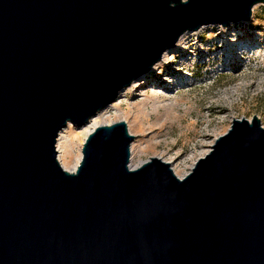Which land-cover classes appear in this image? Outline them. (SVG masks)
<instances>
[{"label": "water", "instance_id": "obj_1", "mask_svg": "<svg viewBox=\"0 0 264 264\" xmlns=\"http://www.w3.org/2000/svg\"><path fill=\"white\" fill-rule=\"evenodd\" d=\"M264 0H0V264H264V127L234 118L179 178L129 168L124 120L55 150L186 30Z\"/></svg>", "mask_w": 264, "mask_h": 264}, {"label": "rangeland", "instance_id": "obj_2", "mask_svg": "<svg viewBox=\"0 0 264 264\" xmlns=\"http://www.w3.org/2000/svg\"><path fill=\"white\" fill-rule=\"evenodd\" d=\"M256 4L249 19L228 28L193 30L158 72L119 99V110L109 106L104 119L125 120L133 135L134 162L174 157L170 166L189 172L232 119L257 115L264 127V3ZM67 140L74 160L82 144Z\"/></svg>", "mask_w": 264, "mask_h": 264}, {"label": "bare ground", "instance_id": "obj_3", "mask_svg": "<svg viewBox=\"0 0 264 264\" xmlns=\"http://www.w3.org/2000/svg\"><path fill=\"white\" fill-rule=\"evenodd\" d=\"M257 5L258 4L255 3L252 6V10L253 11L257 7ZM206 24H208V23H205V24L201 25L199 28L202 29L203 27L206 26ZM231 25H233V21H230L228 24L224 25L225 26L224 29L230 27ZM193 30H197V29H189V30L184 31L179 36V38L176 41L175 45L174 46H171V47H169L167 49H165L164 52H163V54H162V56H161V58L158 61H156L149 70L143 72L142 74H140L139 76H137L135 79H133L130 82V84H128L127 86H124L123 88H121L119 90V92H118L117 97L114 100L115 102L112 105L107 104V105L103 106L101 109H99L94 114H92L83 123L75 124V123H72L71 121H68L66 123V125L63 126L59 130L58 135H57V138H56V141H55V143H56L55 144V150H56V154H57V159H58L60 165L62 166V168L66 169L68 171H75L76 170V167H77V165H78V163L80 161L81 155H82V152L80 151L79 154L77 155V157L74 160L68 159L70 152H69V142H68L67 138H69V136L73 135L74 138H77L81 142V144H83V141L86 138V136L91 131H93L97 126L102 125V124H110V122H107L104 119V115L108 112L109 106H111L115 110H119L120 109V100L119 99L124 94H126L127 92L130 93L131 91H133L136 86H141L144 83H146L147 76H149L153 70H156L158 72L160 70V68H162V66L164 65V63L167 62V60L169 58V55L170 54L171 55H174L175 52H178V50H177L178 47H180V45L185 41V37H187L190 33H192ZM134 113L135 114L133 116V121H134V124H135V123H137V121H138L137 118L141 115V113H139L138 111H136ZM142 114H143V112H142ZM71 123L74 124V125H72ZM134 148H135L134 142L133 143H130V154H131L130 157L131 158L129 157V164L128 165H129V168H132V169L139 167L142 163H144L145 161H147V160H139L137 162H134V155H133ZM205 154H206V152L203 155H205ZM173 158L174 157H172V159L170 158V160L164 159L163 161H165V162L169 163V165H171V163H172L171 161L173 160ZM193 166H194V164H193ZM192 167H191V169H192ZM171 169L173 170L174 174L177 175L179 178L184 177L187 173H189L191 171V169H190L189 172L183 171V172L179 173V172H177V170H175V168L171 167Z\"/></svg>", "mask_w": 264, "mask_h": 264}]
</instances>
